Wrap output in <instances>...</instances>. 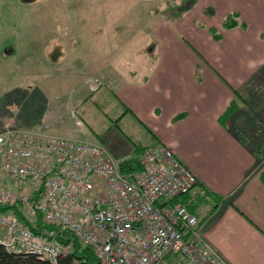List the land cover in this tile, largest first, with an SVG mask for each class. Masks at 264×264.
<instances>
[{
  "label": "rangeland",
  "instance_id": "obj_1",
  "mask_svg": "<svg viewBox=\"0 0 264 264\" xmlns=\"http://www.w3.org/2000/svg\"><path fill=\"white\" fill-rule=\"evenodd\" d=\"M192 1L0 0V132L14 125L99 140L116 158L134 155L157 131L128 110L117 78L132 66L141 69L163 22L205 57L213 47L210 29L224 33L223 19L232 10L198 0L185 11ZM252 100V108L264 106L263 98ZM0 183H14L1 166Z\"/></svg>",
  "mask_w": 264,
  "mask_h": 264
},
{
  "label": "built area",
  "instance_id": "obj_2",
  "mask_svg": "<svg viewBox=\"0 0 264 264\" xmlns=\"http://www.w3.org/2000/svg\"><path fill=\"white\" fill-rule=\"evenodd\" d=\"M141 171L125 172L99 140L7 125L0 132V204L53 228L35 232L12 212H0V243L58 264L73 251L59 238L70 230L97 256L95 264H226L206 239L200 218L172 203L198 182L174 149L159 143L140 156ZM75 263L77 261L75 260Z\"/></svg>",
  "mask_w": 264,
  "mask_h": 264
},
{
  "label": "crops",
  "instance_id": "obj_3",
  "mask_svg": "<svg viewBox=\"0 0 264 264\" xmlns=\"http://www.w3.org/2000/svg\"><path fill=\"white\" fill-rule=\"evenodd\" d=\"M206 4L238 11L246 27L225 29L221 39L211 35L212 49L199 58L163 22L165 30H155L154 58L147 55L141 69L132 66L117 78L118 95L146 126L156 128L146 145H169L196 173L199 183L188 195V206L226 264H264V181L259 176L264 159L257 158L248 140L264 129V106L254 109L251 103L264 99L259 94L264 91V0ZM232 100L237 102L234 127L222 118ZM206 190L221 199H202Z\"/></svg>",
  "mask_w": 264,
  "mask_h": 264
},
{
  "label": "trees",
  "instance_id": "obj_4",
  "mask_svg": "<svg viewBox=\"0 0 264 264\" xmlns=\"http://www.w3.org/2000/svg\"><path fill=\"white\" fill-rule=\"evenodd\" d=\"M197 2L198 0H193L191 4L188 6V8L185 9V11L194 7ZM206 10L209 11L210 13H214L215 9L213 6H208L206 7ZM239 25L244 27L246 26L240 20V13L236 10L226 14V16L223 19V27L225 29H231ZM210 31L215 39H221L223 36V33L218 32L213 28L210 29ZM151 47L153 48V45H151ZM236 109H237V102L235 100H232L225 109L222 118H224L225 120L231 118L235 114ZM184 115H185L184 112L179 113L175 117V119H180ZM259 131L260 132L254 135V138H248V140H249V145L252 148L253 152L256 154L257 158L261 160L264 159V129H262V131L260 129ZM157 144H159V142L154 143L152 145H137L134 155L130 157L119 158L121 159V163H120L121 169L125 172L143 170L144 166L140 161L141 154L144 152L146 148L155 146ZM259 176L262 179V181H264V169L260 171ZM198 183L199 180L194 186V188L198 185ZM192 190L177 196L171 202L172 203L183 202L188 204L187 202L188 195L190 194V192H192ZM207 195H209L213 200L215 199L217 200L218 198L221 199V196H216L214 193L208 190L201 193V198L206 199ZM0 212L14 213L21 221L26 222L37 233L43 232L47 229L54 227L53 225L43 221V219L40 217L41 215L37 217L36 221H32L20 209L19 204H0ZM59 238L64 243H71L73 246V251L67 256L59 257L58 264H95L97 262V256L93 251V249L89 246L82 245V243L76 238V236L70 230L67 229L60 230ZM75 260L77 261V263H75ZM0 264H53V263L49 259L40 258L34 254L9 251L2 243H0Z\"/></svg>",
  "mask_w": 264,
  "mask_h": 264
}]
</instances>
